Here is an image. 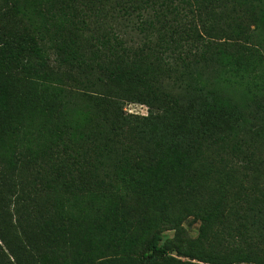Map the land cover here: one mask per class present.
Returning <instances> with one entry per match:
<instances>
[{
    "label": "trees",
    "instance_id": "trees-1",
    "mask_svg": "<svg viewBox=\"0 0 264 264\" xmlns=\"http://www.w3.org/2000/svg\"><path fill=\"white\" fill-rule=\"evenodd\" d=\"M250 80L264 0H0V264H264V190L216 152Z\"/></svg>",
    "mask_w": 264,
    "mask_h": 264
},
{
    "label": "rangeland",
    "instance_id": "rangeland-1",
    "mask_svg": "<svg viewBox=\"0 0 264 264\" xmlns=\"http://www.w3.org/2000/svg\"><path fill=\"white\" fill-rule=\"evenodd\" d=\"M120 37L132 49L143 45L146 41L143 36L131 29L121 34ZM191 59L193 60V57ZM50 61L58 65L53 53H50ZM197 67L203 72V79H206L212 72L211 67L205 65L204 61L197 64ZM160 82L163 91L169 94L180 96L184 93V88L181 86L183 82L177 80L175 75L164 76ZM229 87L232 96L238 99L243 107L245 120L237 131L226 136L216 152L219 150L227 163L236 169L240 183L251 194L254 191L264 190V92L254 86L251 80L238 82L237 85L231 83ZM123 106L125 113L132 116H147L150 111L149 106L143 103L124 102ZM245 205L248 206L246 201ZM183 224L191 237L198 236L200 222L196 221L194 216L186 218ZM166 234L173 237L174 230L168 227Z\"/></svg>",
    "mask_w": 264,
    "mask_h": 264
},
{
    "label": "built area",
    "instance_id": "built-area-1",
    "mask_svg": "<svg viewBox=\"0 0 264 264\" xmlns=\"http://www.w3.org/2000/svg\"><path fill=\"white\" fill-rule=\"evenodd\" d=\"M131 112H133V113H137V112H135V111H131Z\"/></svg>",
    "mask_w": 264,
    "mask_h": 264
}]
</instances>
